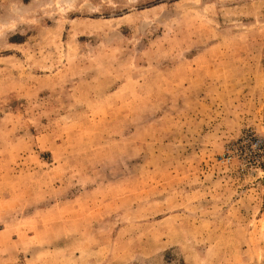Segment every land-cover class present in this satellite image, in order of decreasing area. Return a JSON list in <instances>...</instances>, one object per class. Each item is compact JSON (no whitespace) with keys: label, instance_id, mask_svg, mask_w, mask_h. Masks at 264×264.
Wrapping results in <instances>:
<instances>
[{"label":"rangeland","instance_id":"1","mask_svg":"<svg viewBox=\"0 0 264 264\" xmlns=\"http://www.w3.org/2000/svg\"><path fill=\"white\" fill-rule=\"evenodd\" d=\"M0 264H264V0H0Z\"/></svg>","mask_w":264,"mask_h":264},{"label":"built area","instance_id":"2","mask_svg":"<svg viewBox=\"0 0 264 264\" xmlns=\"http://www.w3.org/2000/svg\"><path fill=\"white\" fill-rule=\"evenodd\" d=\"M252 148L256 149L258 152H261V149L263 148L262 141L259 139L255 140L252 144Z\"/></svg>","mask_w":264,"mask_h":264},{"label":"trees","instance_id":"3","mask_svg":"<svg viewBox=\"0 0 264 264\" xmlns=\"http://www.w3.org/2000/svg\"><path fill=\"white\" fill-rule=\"evenodd\" d=\"M25 2H28L29 0H24Z\"/></svg>","mask_w":264,"mask_h":264}]
</instances>
